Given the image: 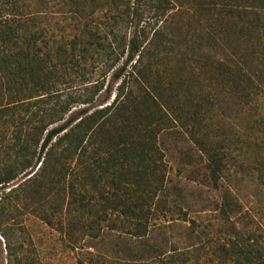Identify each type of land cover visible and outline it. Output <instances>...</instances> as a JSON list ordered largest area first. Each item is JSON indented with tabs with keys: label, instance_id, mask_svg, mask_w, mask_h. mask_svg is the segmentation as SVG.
Returning <instances> with one entry per match:
<instances>
[{
	"label": "trees",
	"instance_id": "16d2710c",
	"mask_svg": "<svg viewBox=\"0 0 264 264\" xmlns=\"http://www.w3.org/2000/svg\"><path fill=\"white\" fill-rule=\"evenodd\" d=\"M26 1L0 0V128L11 134L14 157L1 165L0 183L30 167L33 179L67 190L66 214L78 215L66 217L60 227L65 235L76 228L98 237L106 228L141 237L147 206L167 191L158 135L178 127L203 155L204 177L217 184L226 156L202 133L203 115L220 109L224 96L245 107L264 96V0H196V25L202 26L191 62L197 71L206 62L210 82L209 93L196 101L178 100L184 80L162 84L150 71L155 40L172 31L163 24L148 38L140 18L151 10L163 16L167 0H60L69 17L58 38L36 17L16 13ZM88 52L112 64L118 83L109 104L72 114L75 104L90 99L61 98L54 85Z\"/></svg>",
	"mask_w": 264,
	"mask_h": 264
},
{
	"label": "rangeland",
	"instance_id": "374dc122",
	"mask_svg": "<svg viewBox=\"0 0 264 264\" xmlns=\"http://www.w3.org/2000/svg\"><path fill=\"white\" fill-rule=\"evenodd\" d=\"M59 1L29 0L16 13L36 17L40 28L57 37L69 17ZM150 1L159 4V0ZM167 1L163 16L151 10L140 18L148 38L163 24L166 33L172 31L155 40L158 44L149 60L150 71L158 74L162 84L184 80L178 100L196 101L200 93L210 91L208 65L201 64L197 71L191 62L194 35L202 26L196 25V0ZM100 15L93 20L100 21ZM72 34L67 29L63 33L66 38ZM111 66L88 52L80 66L70 70L65 79L59 78L55 93L78 101L90 99L75 104L72 114L103 107L112 101L118 83L111 76ZM63 71L59 69L60 76ZM257 97L245 107L224 96L220 109L210 108L203 115L202 133H208L212 146L226 156L223 176L216 185L204 177L203 155L181 129L158 135L166 160L167 191L153 197L147 206L150 212L141 237L119 235L106 228L98 237L76 228L65 235L60 227L66 217L78 214L73 210L66 214L63 184L50 188L33 179L30 167L1 182L0 264H259L264 258V96ZM10 135L0 131V167L14 158L9 151L13 143ZM75 188L81 190L78 184Z\"/></svg>",
	"mask_w": 264,
	"mask_h": 264
}]
</instances>
